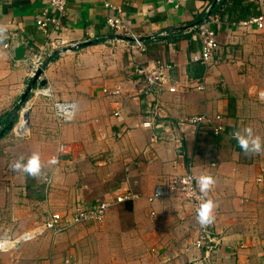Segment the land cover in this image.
Listing matches in <instances>:
<instances>
[{
    "label": "crops",
    "instance_id": "0c3cea01",
    "mask_svg": "<svg viewBox=\"0 0 264 264\" xmlns=\"http://www.w3.org/2000/svg\"><path fill=\"white\" fill-rule=\"evenodd\" d=\"M107 1L124 7L126 23L146 49L135 50L113 36L106 25L112 12L99 0L69 1L53 37L79 48L56 56L43 77L56 100L75 103L73 119L59 125L48 99L34 97L35 86L22 130L28 129L27 134L19 139L10 131L0 140V151L9 156L0 175V238L15 241L52 217L71 222L79 204L112 206L101 223L16 243V249L0 253V264H194L202 256L195 246L194 207L173 194L148 200L167 177L189 171L188 156L197 180L211 175L216 181L207 196L217 205L214 232L221 240L212 264H264V193L256 184L264 173V154L245 155L231 135L250 126L264 138V106L253 94L257 84L264 86V28H236L232 23L251 17L238 21L234 12L220 15L227 24L218 28L219 49L204 65L192 61L201 46L192 27L220 0H177L178 7L169 0ZM247 2L256 9L253 16L264 15V0ZM45 6L46 0H0V28L5 30L0 40V130L18 115L15 110L31 82L27 56L49 48L36 24ZM10 40L16 41L15 50L25 46L24 57L3 48ZM157 61L173 64L175 93L145 94V79L137 70ZM198 81L205 90L196 88ZM155 99L170 120L221 115L225 129L220 135L211 126L178 130L187 154L181 158L174 143L153 141L152 130L143 126ZM34 152L41 157L40 177L11 169ZM55 155L59 163L49 165ZM127 193L139 198L116 201Z\"/></svg>",
    "mask_w": 264,
    "mask_h": 264
},
{
    "label": "built area",
    "instance_id": "2783aa9c",
    "mask_svg": "<svg viewBox=\"0 0 264 264\" xmlns=\"http://www.w3.org/2000/svg\"><path fill=\"white\" fill-rule=\"evenodd\" d=\"M70 0H46V6L43 8L41 14L39 15L36 24L41 32L47 37L49 42V48L46 51L36 53L30 52L27 56L30 65V78H34L39 70L43 73L50 66L53 61L52 57L59 56L62 57L75 49H78L77 44L64 45L58 39L53 37L54 27L61 25V19L66 16L68 4ZM104 8L109 9L112 15L106 18V25L115 36L128 37L132 48L135 50L146 49V44L139 38L134 31L126 23V11L123 6H118L110 3L107 0H99ZM177 0H169L170 4H174L178 7L179 2ZM211 8L207 9L208 19L200 24L192 27L193 32H197L201 46L199 52L193 54L192 61L195 63H200L204 65H209L213 60L215 53L219 49L218 42V28H222L226 22L221 18L220 15H212L210 12ZM229 25V23H228ZM236 28L247 27L250 25H255L258 29L264 28V15L253 16L248 20L239 21L232 23ZM217 28V29H216ZM165 35V34H162ZM156 38L154 37L153 40ZM16 41L10 40L3 44V48L13 55ZM173 69V64L166 61H157L153 67L140 68L137 70L138 75L143 76L145 79V94L152 95L157 92L158 96L164 91L171 93L176 92V87L172 84L171 71ZM43 76V75H42ZM196 88L199 90H205V85L202 81H198ZM201 82V83H200ZM34 90V89H33ZM116 93V92H115ZM35 98L38 96H44L49 101V108L52 110L54 116H56L59 125H64L72 121L75 103L58 101L55 99L54 92L51 87H39L33 91ZM258 99L264 103V90L258 92ZM160 99H155L148 104L147 109V119L144 121L143 126L152 130V140L155 142H165L170 141L174 143L176 152L179 157L185 158L187 156L185 151V141L183 136L178 133V130H183L184 128H193L195 131H199L206 126H211L212 131L215 135H220L224 131V125L220 122L222 120L221 115L216 117H211L207 114L194 115L179 119L177 121L170 120L164 105ZM25 107L18 112L17 120L20 122L24 113L29 112L32 105V100L30 99L24 102ZM119 120L122 119V115L119 111L114 113ZM16 120V122H17ZM15 122V123H16ZM14 124L13 131L19 136H24L26 132H18L16 130L17 124ZM15 134V135H16ZM64 146H61L60 152H63ZM59 160V155H55ZM60 161V160H59ZM187 165L189 171L182 176H170L166 180L156 186L153 194L148 198V200L153 203L156 200L164 198L168 194L179 195L186 202L194 207V215L197 217V211L203 200L209 199L208 197H203L200 193L199 186L197 183V177L193 173L194 162L192 157L188 156ZM45 183L49 187L51 185L50 178H45ZM256 184L261 187L264 193V173L256 178ZM138 195L134 194H124L119 196L116 201L118 203H124L126 201H133L138 199ZM110 202H102L94 206H85L84 204L77 205L75 212L71 218V222L65 221L64 219L58 217H52L43 223L38 224L35 228L24 233L17 240L1 239L0 238V253L9 252L16 249V243L34 240L47 233L61 234L70 229V227L83 223H101L104 221L107 213L111 208ZM197 220V218H196ZM198 236L195 241V246L202 251V256L195 261L194 264H212L214 257L221 245V240L215 235V221L213 224L207 227H201L197 221Z\"/></svg>",
    "mask_w": 264,
    "mask_h": 264
},
{
    "label": "clouds",
    "instance_id": "9594fccd",
    "mask_svg": "<svg viewBox=\"0 0 264 264\" xmlns=\"http://www.w3.org/2000/svg\"><path fill=\"white\" fill-rule=\"evenodd\" d=\"M4 29L0 28V40H2ZM236 140L239 148L248 154H264V138L254 133L252 127H243L231 133ZM59 163L57 157L53 156L49 161V165H56ZM13 171L23 172L27 176L36 178L42 175L41 157L38 152H34L26 161L23 157L18 159L15 163L10 165ZM200 193L203 197H207L209 191L213 188L216 181L211 175H201L197 180ZM217 207L212 199H205L199 206L197 211V221L201 227H207L214 223L215 215L214 209Z\"/></svg>",
    "mask_w": 264,
    "mask_h": 264
},
{
    "label": "trees",
    "instance_id": "16d2710c",
    "mask_svg": "<svg viewBox=\"0 0 264 264\" xmlns=\"http://www.w3.org/2000/svg\"><path fill=\"white\" fill-rule=\"evenodd\" d=\"M247 1L248 0H220L215 5V7L213 6L211 8L210 12L212 13V15H225V14L230 15L234 12L236 14L235 15L236 20L239 21L241 19H247V17H253L255 10H256L255 7L252 4L248 3ZM55 58H56V55L52 57L53 60ZM17 111L18 109L15 110V112ZM12 129H13V126H11V123L3 126V129L0 130V140H2L5 137V135L8 134ZM3 130H6V131H5V134L1 136V132Z\"/></svg>",
    "mask_w": 264,
    "mask_h": 264
},
{
    "label": "water",
    "instance_id": "95a60500",
    "mask_svg": "<svg viewBox=\"0 0 264 264\" xmlns=\"http://www.w3.org/2000/svg\"><path fill=\"white\" fill-rule=\"evenodd\" d=\"M209 16H210V15H209ZM209 16H207V17L205 18V20L208 19ZM205 20H204V21H205ZM204 21H203V22H204ZM199 24H200V23H199ZM116 38H117V39H120V40H124V41H130V40H131L130 38H128V37H123V36H117ZM15 54H16V57H18V58H20V57H24V56H25V46H24L23 44L20 45V46H18V47L16 48V50H15ZM42 75H43V71H42V70H39V71L36 73L35 77L31 79V82H30L29 85L27 86V88H26V90H25V92H24V94H23V96H22V98H21L19 104L17 105V108H16V109H20V107H21V106L24 104V102L28 99L30 93L33 91V89L35 88V86L45 87V86L47 85V81L44 79V77H43ZM16 119H17V116H16V114H15V116H14L12 122H11V126H14ZM5 131H6V130H3V131L1 132V136H3V135L5 134Z\"/></svg>",
    "mask_w": 264,
    "mask_h": 264
},
{
    "label": "rangeland",
    "instance_id": "374dc122",
    "mask_svg": "<svg viewBox=\"0 0 264 264\" xmlns=\"http://www.w3.org/2000/svg\"><path fill=\"white\" fill-rule=\"evenodd\" d=\"M262 84H264V82H262ZM256 86H258V91H256L255 93H253V94H255V96H256V100L257 101H260L259 99H258V92L260 91V90H264V86L262 87V85H259V84H257ZM31 98H29L28 97V99H27V102L30 100ZM261 102V101H260ZM262 103V105L264 106V103L263 102H261ZM25 107V104H23L21 107H20V109H19V113L21 112V110L23 109ZM20 115V114H19ZM18 115V116H19ZM20 117V116H19ZM16 123H18V120H17V122ZM15 123V124H16ZM15 127V126H14ZM17 127V126H16ZM29 128V127H28ZM24 129V128H23ZM14 129H12L11 130V132L13 133V136H15V137H17V138H19V139H21V138H23L26 134H27V132H26V134L24 135V136H19V135H17L16 133H14V131H13ZM16 134V135H15ZM8 160H9V156H8V153H7V151H5L4 149L2 150V151H0V175H4L5 174V172H6V170H7V164H8ZM27 233V232H26ZM23 235V234H22ZM21 235V236H22ZM20 236V237H21ZM1 239H4V238H1ZM6 239V238H5Z\"/></svg>",
    "mask_w": 264,
    "mask_h": 264
},
{
    "label": "bare ground",
    "instance_id": "6f19581e",
    "mask_svg": "<svg viewBox=\"0 0 264 264\" xmlns=\"http://www.w3.org/2000/svg\"><path fill=\"white\" fill-rule=\"evenodd\" d=\"M27 126V113L23 114V117L21 118L20 122L17 124L16 130L18 132H22L23 128H25ZM28 130V129H27ZM26 130V131H27ZM23 131L22 133L26 132Z\"/></svg>",
    "mask_w": 264,
    "mask_h": 264
}]
</instances>
